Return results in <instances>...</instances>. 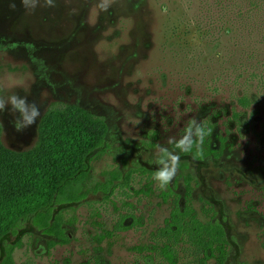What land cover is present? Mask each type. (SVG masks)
Here are the masks:
<instances>
[{"label":"rangeland","instance_id":"1","mask_svg":"<svg viewBox=\"0 0 264 264\" xmlns=\"http://www.w3.org/2000/svg\"><path fill=\"white\" fill-rule=\"evenodd\" d=\"M54 2L28 11L21 0H0V95H26L41 113L17 131L19 113L9 106L0 113L1 141L25 153L41 140L43 150L50 128H79L104 139L105 154L91 155L92 187L114 172L120 180L113 192L56 208L68 244L51 247L55 239L29 219L3 240L0 263L14 247L16 264H167L152 250L172 210L162 193L172 190L186 207L189 176L198 217L224 225L227 264H264V0H116L107 12L98 0ZM54 106L62 112L44 123ZM66 106L105 118V135ZM194 118L214 126L213 148L225 139L222 156L195 162L177 153V175L161 190L157 146L183 136ZM179 258L196 260L181 248Z\"/></svg>","mask_w":264,"mask_h":264},{"label":"trees","instance_id":"2","mask_svg":"<svg viewBox=\"0 0 264 264\" xmlns=\"http://www.w3.org/2000/svg\"><path fill=\"white\" fill-rule=\"evenodd\" d=\"M240 19L242 21L244 18ZM240 103L248 107L250 101L242 98ZM66 110L82 111L87 122L103 127L104 135L107 132L105 118L80 110L76 106H66ZM61 112L56 106L50 108L43 122ZM205 126L212 129V132L205 138L203 157L213 155L220 158L225 148V139H219L221 147L215 150L211 147L214 126L209 122ZM50 130L48 138L52 141L46 149L42 150L45 143L40 140L33 150L15 153L3 145L0 126V254L3 240L8 235L15 234L22 223L29 219L45 235L55 239L51 242V247L68 244L70 236L64 228L66 222L61 213L56 214V208L79 203L87 199L91 191L113 192L114 183L120 180V174L114 172L106 183L92 187L91 164L94 159L91 155L99 148L101 151L98 156L105 154L103 138H90L80 132L79 128L69 129V132L54 127ZM56 140L62 142L58 144ZM195 157L201 158L196 155ZM133 173L125 178L126 186L132 180ZM187 184L190 188V177L187 178ZM190 190L185 198L187 205L184 208L180 206V197L171 190L162 193L163 201L169 202L172 199V210L165 221V227L159 230L160 241L152 250L157 251L167 264H178L179 248L184 253L193 254L196 257L195 264H210L212 261L215 264H227L229 241L224 225L212 220L204 222L198 217L191 206ZM210 212L212 210L206 212L207 216ZM108 237L110 234L100 236L99 240L102 242ZM14 249L9 247L5 251V258L0 264H16ZM134 250L143 252L145 248L137 247ZM151 263L152 260L146 262ZM85 264L105 263L100 258H95Z\"/></svg>","mask_w":264,"mask_h":264},{"label":"clouds","instance_id":"3","mask_svg":"<svg viewBox=\"0 0 264 264\" xmlns=\"http://www.w3.org/2000/svg\"><path fill=\"white\" fill-rule=\"evenodd\" d=\"M116 0H98L97 7L107 12ZM22 5L28 11H34L41 0H21ZM43 6L55 7L54 0H43ZM10 7L15 9V4ZM75 11V10H74ZM10 106L13 114L19 113V118L15 121L17 131H21L35 123L36 119L41 115L40 107L33 101L29 102L27 96L20 97L13 93L6 98L0 95V113H3ZM212 132L199 120L193 119L186 129L183 136L179 139L169 137L165 145H158L156 150L155 164L158 165L153 179L157 182L161 190H166L170 183L174 180L179 170L180 156L178 150L182 153H194L198 157H203V145L205 138ZM166 145H172V150Z\"/></svg>","mask_w":264,"mask_h":264},{"label":"flooded vegetation","instance_id":"4","mask_svg":"<svg viewBox=\"0 0 264 264\" xmlns=\"http://www.w3.org/2000/svg\"><path fill=\"white\" fill-rule=\"evenodd\" d=\"M213 138H216V134H215V132L213 133ZM213 141V140H212ZM211 147H212V142H211ZM213 148V147H212ZM215 150H216V148H214ZM177 151V150H176ZM177 153H181L182 155H184V156H186V157H190L193 161H195V162H201V161H203L204 159H206V158H210V157H212V158H216L215 156H213V155H210V156H208V157H203V158H197V157H195V155L193 154V153H182V152H179V151H177ZM134 173L133 174H135L136 173V171H133ZM131 173V172H130ZM189 177V176H188ZM188 177H186V178H184V181H185V184H186V189L187 190H185V195H184V199L186 198V196H187V193H188V191L190 190V189H192V190H194L192 187V180H191V184H190V188L188 187V185L189 184H187V178ZM192 190H190V193H191V199H192ZM172 191V190H171ZM173 192V191H172ZM174 193V192H173ZM175 194V193H174ZM175 195H177V194H175ZM179 196V195H178ZM179 197H181V196H179ZM181 199V198H180ZM165 202V201H164ZM166 203H168V202H166ZM170 215H171V213H170ZM216 222V221H215Z\"/></svg>","mask_w":264,"mask_h":264}]
</instances>
